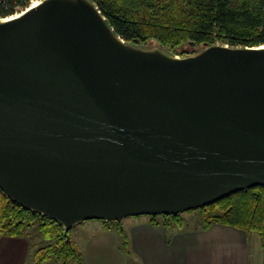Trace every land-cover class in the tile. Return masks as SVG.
<instances>
[{"label": "water", "instance_id": "1", "mask_svg": "<svg viewBox=\"0 0 264 264\" xmlns=\"http://www.w3.org/2000/svg\"><path fill=\"white\" fill-rule=\"evenodd\" d=\"M264 186V45L126 42L93 0L0 17V189L53 218L177 215Z\"/></svg>", "mask_w": 264, "mask_h": 264}, {"label": "trees", "instance_id": "2", "mask_svg": "<svg viewBox=\"0 0 264 264\" xmlns=\"http://www.w3.org/2000/svg\"><path fill=\"white\" fill-rule=\"evenodd\" d=\"M94 1L116 33L133 44L155 41L172 54L183 45L204 47L216 41L229 46L264 45V0ZM28 4L29 0H0V17L12 15ZM198 210L201 229L223 224L256 232L264 247V186L232 193ZM100 221L107 229L115 228L129 248L130 237L123 223ZM149 221L165 226L169 232L186 229L181 213L150 216ZM33 228L43 242L36 252L39 263L54 257L68 264L77 255L71 229L65 235L61 223L24 207L0 189V237L24 236Z\"/></svg>", "mask_w": 264, "mask_h": 264}, {"label": "crops", "instance_id": "3", "mask_svg": "<svg viewBox=\"0 0 264 264\" xmlns=\"http://www.w3.org/2000/svg\"><path fill=\"white\" fill-rule=\"evenodd\" d=\"M144 218L128 217L124 225L142 264H264L258 233L223 224L169 232ZM28 248L23 236L0 237V264H26Z\"/></svg>", "mask_w": 264, "mask_h": 264}, {"label": "rangeland", "instance_id": "4", "mask_svg": "<svg viewBox=\"0 0 264 264\" xmlns=\"http://www.w3.org/2000/svg\"><path fill=\"white\" fill-rule=\"evenodd\" d=\"M216 44L222 43L221 41H216ZM141 46L146 48L160 47L155 41H150L148 44ZM204 47L183 45L177 48L173 54L179 56L192 55L201 51ZM181 214L186 220L185 227L196 228L202 225L200 210L197 209ZM141 217L150 219V216L147 215ZM125 219L123 220L124 225L127 223ZM102 225L103 223L100 220H87L71 228L70 236L77 247V255L72 257L67 262L68 264H142L141 258L134 253L130 245L127 249V246L124 245L123 237L115 228L111 230L104 225L103 228ZM34 228L30 230V233L28 232L23 236L29 244L26 264H63V261H58L54 257L45 259L40 263L38 262L36 252L43 242L33 231L35 230Z\"/></svg>", "mask_w": 264, "mask_h": 264}, {"label": "built area", "instance_id": "5", "mask_svg": "<svg viewBox=\"0 0 264 264\" xmlns=\"http://www.w3.org/2000/svg\"><path fill=\"white\" fill-rule=\"evenodd\" d=\"M42 0H29V4H28V6L27 7H25V8H19V9H17V11L14 13V14H12V15H9V16H7L6 18H8V17H12V16H17V15H19L20 13H22L23 11H25L27 8H29V7H33V4L35 3V2H37V4H39L40 2H41ZM36 4V5H37ZM35 5V6H36ZM20 11V13H18ZM226 45V44H225Z\"/></svg>", "mask_w": 264, "mask_h": 264}, {"label": "bare ground", "instance_id": "6", "mask_svg": "<svg viewBox=\"0 0 264 264\" xmlns=\"http://www.w3.org/2000/svg\"><path fill=\"white\" fill-rule=\"evenodd\" d=\"M37 4V2H35L34 4H33V6H35ZM16 16V15H15ZM15 16H12V17H15ZM8 18H10V17H8Z\"/></svg>", "mask_w": 264, "mask_h": 264}]
</instances>
